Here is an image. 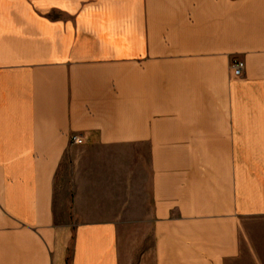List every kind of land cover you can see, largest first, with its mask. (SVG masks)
I'll list each match as a JSON object with an SVG mask.
<instances>
[{
	"label": "crops",
	"instance_id": "1",
	"mask_svg": "<svg viewBox=\"0 0 264 264\" xmlns=\"http://www.w3.org/2000/svg\"><path fill=\"white\" fill-rule=\"evenodd\" d=\"M0 235L6 264H264V0H0Z\"/></svg>",
	"mask_w": 264,
	"mask_h": 264
},
{
	"label": "rangeland",
	"instance_id": "2",
	"mask_svg": "<svg viewBox=\"0 0 264 264\" xmlns=\"http://www.w3.org/2000/svg\"><path fill=\"white\" fill-rule=\"evenodd\" d=\"M0 235V245L2 244ZM135 234L130 233H122L120 234V249L122 253V260H126V254L129 250L128 248V242H131L134 239ZM6 250L5 248L0 247V264H6Z\"/></svg>",
	"mask_w": 264,
	"mask_h": 264
},
{
	"label": "built area",
	"instance_id": "3",
	"mask_svg": "<svg viewBox=\"0 0 264 264\" xmlns=\"http://www.w3.org/2000/svg\"><path fill=\"white\" fill-rule=\"evenodd\" d=\"M229 69L233 77H240L244 72L245 64L244 62L241 63V61H234L230 63ZM69 139L70 143L73 145H82L84 143L81 136L78 135H72Z\"/></svg>",
	"mask_w": 264,
	"mask_h": 264
}]
</instances>
